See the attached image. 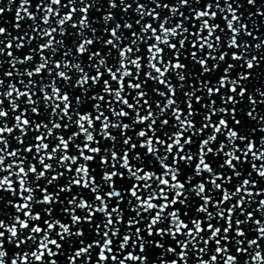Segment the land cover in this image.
<instances>
[{
    "label": "snow or ice",
    "instance_id": "obj_1",
    "mask_svg": "<svg viewBox=\"0 0 264 264\" xmlns=\"http://www.w3.org/2000/svg\"><path fill=\"white\" fill-rule=\"evenodd\" d=\"M257 17L0 0V264H264Z\"/></svg>",
    "mask_w": 264,
    "mask_h": 264
},
{
    "label": "water",
    "instance_id": "obj_2",
    "mask_svg": "<svg viewBox=\"0 0 264 264\" xmlns=\"http://www.w3.org/2000/svg\"><path fill=\"white\" fill-rule=\"evenodd\" d=\"M257 4L259 6H261L262 8H264V4H261L260 0H257ZM245 10H254V9H250L249 6L245 3L244 8L241 9V11H245ZM12 15L13 14L5 13V15L3 17V20H11ZM246 16H247V12L245 11V18H246ZM256 19L259 22V21H261L264 18L257 17ZM245 22H248L247 19H245ZM249 24H250V22H249ZM3 26L8 27L9 31H12V28H11L10 24H4ZM250 30H251V24H250ZM256 34H258V35L259 34H264V23L260 24V31L258 33H256ZM252 43H255V41H252ZM253 54H255V53H253ZM261 54H264V53H261ZM246 84H247V86H249V91L252 90L251 89L252 85H255L256 87L264 88V62H261V66L256 68L253 71V78L251 80H249L248 82H246ZM245 103H246V101H245ZM258 110H264V105H260ZM261 114H264V111H261ZM256 180L258 181V183L261 186H264V181H260L258 177H256ZM4 195L7 197L6 193ZM257 199H260V198L258 197ZM253 207H255V205H253ZM12 211H13L12 209H6L5 210V215L11 214ZM257 218H260L258 213H257ZM262 243H264V242H262ZM245 246H247V245H245ZM9 250L11 251V247L9 248ZM59 259L61 260V264H65L64 257H59Z\"/></svg>",
    "mask_w": 264,
    "mask_h": 264
}]
</instances>
